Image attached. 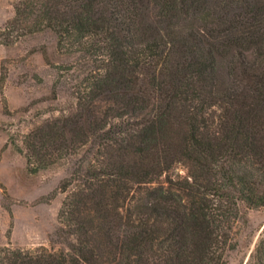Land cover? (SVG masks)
Listing matches in <instances>:
<instances>
[{
    "label": "trees",
    "instance_id": "trees-1",
    "mask_svg": "<svg viewBox=\"0 0 264 264\" xmlns=\"http://www.w3.org/2000/svg\"><path fill=\"white\" fill-rule=\"evenodd\" d=\"M13 7L1 45L51 31L84 72L73 110L12 142L32 174L69 167L55 237L0 264H228L264 208V0Z\"/></svg>",
    "mask_w": 264,
    "mask_h": 264
},
{
    "label": "rangeland",
    "instance_id": "rangeland-1",
    "mask_svg": "<svg viewBox=\"0 0 264 264\" xmlns=\"http://www.w3.org/2000/svg\"><path fill=\"white\" fill-rule=\"evenodd\" d=\"M14 2L0 0V27L14 16ZM2 72L6 79L1 83ZM81 72L77 57L59 53L51 31L30 35L13 46L0 44V246L9 242L49 246L55 237L65 198L57 190L69 167L32 174L12 142L21 145L30 131L73 110L74 86ZM247 217L228 264H246L262 232L264 208L248 210Z\"/></svg>",
    "mask_w": 264,
    "mask_h": 264
}]
</instances>
